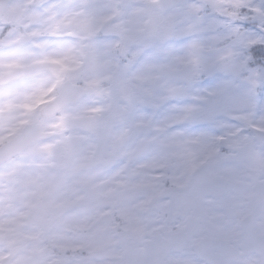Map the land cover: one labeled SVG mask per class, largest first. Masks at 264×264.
Listing matches in <instances>:
<instances>
[{
  "label": "rangeland",
  "instance_id": "1",
  "mask_svg": "<svg viewBox=\"0 0 264 264\" xmlns=\"http://www.w3.org/2000/svg\"><path fill=\"white\" fill-rule=\"evenodd\" d=\"M155 1L58 0L39 11L33 0L9 6L0 36L8 25L22 26L25 33L0 38V46L15 47L0 53V68L35 67L25 82L0 91V146L30 122L45 132L58 129L60 136L0 169V264H152V247L183 264L167 246L177 228L172 212H183L181 233L191 239L210 232L232 239L240 231L238 219L254 211L264 195V51L262 57L259 49L251 53L254 46H264V0H210L224 14L230 8L251 10L252 15L244 14L255 21L249 26L209 15L205 4L162 17L153 10ZM118 14L119 20L111 22ZM103 23L105 40L89 41L85 65L78 57L80 44L35 41L49 31L87 38ZM23 36L32 43L22 46ZM255 54L260 68L253 69ZM124 55L130 60L116 79ZM54 61L61 68L45 64ZM62 79L84 82L94 92L65 109L61 118L44 120L38 107ZM101 83L109 90H102ZM61 146L67 156L57 151ZM105 158L117 169L102 167ZM193 165L201 171L191 178ZM215 179L236 187L218 204L190 202L188 194L165 188L182 185L196 191L202 181ZM102 181L105 190L98 189ZM152 195L160 214L151 212ZM84 196L120 201L126 235L114 240L100 229L84 236L77 228L106 209L95 204L71 211ZM256 229L264 233V208L257 212ZM37 240L50 244L58 257ZM84 252L97 257H83Z\"/></svg>",
  "mask_w": 264,
  "mask_h": 264
},
{
  "label": "water",
  "instance_id": "2",
  "mask_svg": "<svg viewBox=\"0 0 264 264\" xmlns=\"http://www.w3.org/2000/svg\"><path fill=\"white\" fill-rule=\"evenodd\" d=\"M10 1V0H9ZM9 1H1L0 3V21L5 12L6 6L9 4ZM191 0H161L155 7L158 11L166 14L168 11L173 8L185 4ZM201 1V0H198ZM80 97V94L76 92L74 89H69V94L66 95L64 100L60 101L57 107L51 106V111L48 110L47 116L54 115L57 111L63 108L68 103L75 102ZM64 101V102H63ZM52 137V135H41L38 133L37 126H31L27 130H25V135L22 136L15 144L12 146H6L0 151V164L8 161L9 159L14 158L17 155H20L27 149H29L34 143L39 141H44L48 138ZM253 221V220H251ZM246 237H250L251 231L248 230ZM255 242H258V239H255Z\"/></svg>",
  "mask_w": 264,
  "mask_h": 264
},
{
  "label": "flooded vegetation",
  "instance_id": "3",
  "mask_svg": "<svg viewBox=\"0 0 264 264\" xmlns=\"http://www.w3.org/2000/svg\"><path fill=\"white\" fill-rule=\"evenodd\" d=\"M192 195H194V198L195 199H198L199 198V196H198V194L196 193V192H193V193H191ZM179 215H180V219H181V212L179 211ZM183 217V216H182ZM225 226L226 227H229V224H225ZM114 234H116V235H119V233L118 232H116V233H114ZM207 237H211V238H213V239H225V240H229L232 244L233 243H235V242H237L236 240H237V236L236 237H234V238H232V239H227V238H225V237H220L219 236V234L217 233V235L216 234H212V232L211 233H209V235H206ZM240 246V244H236L235 245V247H239ZM186 253H192L190 250H188V251H186L185 253H183V255H180L179 257H185L186 256ZM189 256H191L190 254H188ZM192 256H193V254H192ZM194 257V256H193ZM193 261H190V262H188L187 264H201L197 259H192ZM264 261V258L263 257H255V256H250V257H248V258H245V259H242V260H239V261H237V262H235V263H232V264H260L259 262H263Z\"/></svg>",
  "mask_w": 264,
  "mask_h": 264
}]
</instances>
